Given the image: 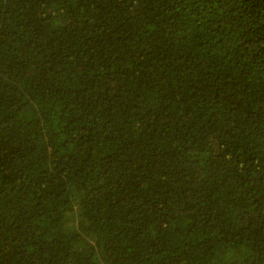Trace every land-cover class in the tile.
<instances>
[{
	"label": "trees",
	"instance_id": "trees-1",
	"mask_svg": "<svg viewBox=\"0 0 264 264\" xmlns=\"http://www.w3.org/2000/svg\"><path fill=\"white\" fill-rule=\"evenodd\" d=\"M0 264H264V0H0Z\"/></svg>",
	"mask_w": 264,
	"mask_h": 264
}]
</instances>
